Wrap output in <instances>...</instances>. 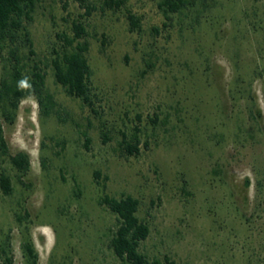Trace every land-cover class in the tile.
I'll use <instances>...</instances> for the list:
<instances>
[{
  "label": "rangeland",
  "instance_id": "rangeland-1",
  "mask_svg": "<svg viewBox=\"0 0 264 264\" xmlns=\"http://www.w3.org/2000/svg\"><path fill=\"white\" fill-rule=\"evenodd\" d=\"M35 1L31 58L54 106L45 115L29 97L3 122L10 154L31 161L23 174L0 156L13 185L9 196L0 185V247L14 264H30L29 242L38 264H122L107 196L140 201L151 263L264 264V0H188L173 21L163 0H91L98 11L83 20L74 0ZM75 20L89 33L93 106L66 93L52 64Z\"/></svg>",
  "mask_w": 264,
  "mask_h": 264
},
{
  "label": "trees",
  "instance_id": "trees-1",
  "mask_svg": "<svg viewBox=\"0 0 264 264\" xmlns=\"http://www.w3.org/2000/svg\"><path fill=\"white\" fill-rule=\"evenodd\" d=\"M85 10L83 20L98 11L91 0H74ZM35 0H0V60L2 76L0 81V156L7 157L11 165L26 174L31 169V161L26 153L11 155L5 138L3 122L14 124L18 117L23 100L35 97L43 106V113L50 115L53 110V98L46 90L47 73L41 63L32 60L35 55L34 42L29 29L33 21ZM127 0H104L103 10H118L124 7ZM188 0H163L160 9L167 21H173L175 16L183 14ZM66 9L68 5L66 4ZM82 20L72 23V34H63L60 39L62 50L57 52L53 60L55 77L66 93L79 98L89 106L91 99L90 79L93 71L87 53L90 44L87 41L88 29ZM131 30H141V19L129 15ZM27 81L28 87L22 86L21 81ZM107 141V140H105ZM136 143H127L123 149L129 156L140 153L138 136ZM3 193L9 196L13 193L11 177L3 172L0 176ZM101 203L106 205L117 216V226L111 240V248L122 264H177L167 258L165 262L156 260L153 263L140 250L141 243L146 241L151 233L147 223L139 216L140 201L133 196L122 199L105 197ZM9 246L0 247V264H14ZM24 250L30 264H38V253L32 243H25Z\"/></svg>",
  "mask_w": 264,
  "mask_h": 264
},
{
  "label": "clouds",
  "instance_id": "clouds-1",
  "mask_svg": "<svg viewBox=\"0 0 264 264\" xmlns=\"http://www.w3.org/2000/svg\"><path fill=\"white\" fill-rule=\"evenodd\" d=\"M22 86L28 87L26 79L20 82Z\"/></svg>",
  "mask_w": 264,
  "mask_h": 264
}]
</instances>
